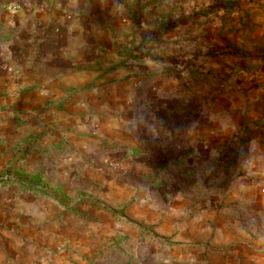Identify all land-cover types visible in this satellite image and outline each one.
Returning a JSON list of instances; mask_svg holds the SVG:
<instances>
[{"label": "rangeland", "instance_id": "obj_1", "mask_svg": "<svg viewBox=\"0 0 264 264\" xmlns=\"http://www.w3.org/2000/svg\"><path fill=\"white\" fill-rule=\"evenodd\" d=\"M119 1L3 22L0 264H264V0Z\"/></svg>", "mask_w": 264, "mask_h": 264}, {"label": "crops", "instance_id": "obj_2", "mask_svg": "<svg viewBox=\"0 0 264 264\" xmlns=\"http://www.w3.org/2000/svg\"><path fill=\"white\" fill-rule=\"evenodd\" d=\"M10 0H0V42L5 40L6 37H8L9 33H6L4 31V23H10L12 20L16 24H20V29L23 30V28L27 29L24 31L26 34H29L33 31V28L31 24L27 22V20L34 19L35 13L38 18H46V33L48 30H52L55 23H64V16L66 13L74 12L75 14V20H76V26L78 28V34H84L83 29L86 25L88 29H90V41H88V44L91 46V49H94V44L96 45L95 52L97 49H102V45L99 41H97L98 36L100 34L107 33L108 29L110 27L108 24H103V26L100 24V20L103 19H110V14L112 12L124 9L123 5H121L119 0H13L16 1L18 5H22L25 11L17 12V13H10L7 12V9H4V5L8 3ZM129 0H125V2H128ZM144 1V0H141ZM46 2V15L42 13L44 10V6H41V4ZM39 8V9H38ZM141 8V7H140ZM35 12V13H34ZM41 13V15H38ZM106 22V21H104ZM22 23L24 25H22ZM115 25V24H114ZM15 27V26H14ZM12 27V28H14ZM73 30V29H72ZM70 30L69 32L72 33L74 31ZM72 31V32H71ZM4 32V33H3ZM23 33V32H22ZM24 34V33H23ZM28 36H26L27 38ZM18 40V39H17ZM94 43V44H92ZM60 44L57 46V48H60ZM64 50H66V46H63ZM22 49V48H20ZM62 50V49H60ZM77 50H80V47L77 48ZM67 55H63L65 57ZM61 57V56H59ZM109 56L106 55L105 58H108ZM23 58H25L23 56ZM76 58H82L79 56H76ZM91 59H96L95 53L90 55ZM187 107V106H186ZM3 246L0 245V263H2L3 259H5ZM6 254V253H4ZM29 258L31 260H29ZM27 264L33 263V258L26 256Z\"/></svg>", "mask_w": 264, "mask_h": 264}]
</instances>
